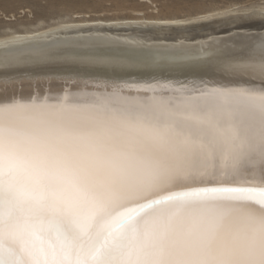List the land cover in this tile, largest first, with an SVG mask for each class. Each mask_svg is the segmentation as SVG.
I'll return each mask as SVG.
<instances>
[{"label": "snow or ice", "instance_id": "obj_1", "mask_svg": "<svg viewBox=\"0 0 264 264\" xmlns=\"http://www.w3.org/2000/svg\"><path fill=\"white\" fill-rule=\"evenodd\" d=\"M205 11L159 22L238 24L203 59L103 31L3 41L0 264H264V31H243L264 0ZM47 66L63 95L17 98L10 73Z\"/></svg>", "mask_w": 264, "mask_h": 264}, {"label": "bare ground", "instance_id": "obj_2", "mask_svg": "<svg viewBox=\"0 0 264 264\" xmlns=\"http://www.w3.org/2000/svg\"><path fill=\"white\" fill-rule=\"evenodd\" d=\"M71 1H73L71 5H63L46 16L0 24V52L3 51V41L14 36L25 39L50 36L54 41L67 42L85 40L88 37L82 34L103 31L118 33L122 41L134 40L147 47L183 46L188 51L181 55L203 59L205 53L200 50L201 47L212 41L229 40L230 34L240 30L238 24L227 22L226 15L212 16L207 21L198 22L202 26L192 27L187 31L159 22L184 15L191 16L194 13L206 15L205 9L223 11L234 4L245 2V0L203 1L189 7L186 4L164 3L160 0ZM3 7L11 13L9 16H13L15 10L23 8L20 5L12 6L9 0H5ZM243 31L259 33L264 31V27L257 19L247 22ZM57 71L55 66H47L28 68L27 75L23 70L19 73H10L15 79L11 87L14 88L17 98L24 100L30 96L42 98L44 95L51 97L63 95L61 89L64 81L57 78ZM167 74L181 81L197 78L193 72L179 69Z\"/></svg>", "mask_w": 264, "mask_h": 264}, {"label": "rangeland", "instance_id": "obj_3", "mask_svg": "<svg viewBox=\"0 0 264 264\" xmlns=\"http://www.w3.org/2000/svg\"><path fill=\"white\" fill-rule=\"evenodd\" d=\"M9 1H11L12 6L20 5L23 6V8L15 10V12L13 13L14 15L9 16L11 13H8L6 10H4L3 7L5 0H0V24H3L5 22L6 23L16 22L17 20L18 21L32 20L38 16H46L57 10L59 7L63 5L69 6L73 2L71 0H9ZM160 1L164 3L186 4L189 7H193L197 4L203 3V1L207 2V1H218V0H160ZM222 1H226V0H222ZM157 5L159 6L160 3H157Z\"/></svg>", "mask_w": 264, "mask_h": 264}]
</instances>
